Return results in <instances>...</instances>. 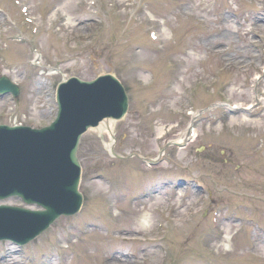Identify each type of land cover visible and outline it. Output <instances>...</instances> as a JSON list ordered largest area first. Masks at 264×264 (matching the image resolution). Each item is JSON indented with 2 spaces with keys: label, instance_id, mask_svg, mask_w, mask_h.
Here are the masks:
<instances>
[{
  "label": "rangeland",
  "instance_id": "rangeland-1",
  "mask_svg": "<svg viewBox=\"0 0 264 264\" xmlns=\"http://www.w3.org/2000/svg\"><path fill=\"white\" fill-rule=\"evenodd\" d=\"M24 1L38 31L13 0H0V76L21 90L0 95V123L49 124L63 78L113 73L130 94L129 114L113 123L118 153L155 158L193 119L197 132L148 165L113 156L110 132L88 129L77 152L81 210L26 244L0 240V264H264V0H124L122 17L105 0L100 11L66 8L72 20L54 30L44 13L68 0ZM59 61L62 72L48 73ZM142 204L159 217L135 228L119 209Z\"/></svg>",
  "mask_w": 264,
  "mask_h": 264
},
{
  "label": "water",
  "instance_id": "water-1",
  "mask_svg": "<svg viewBox=\"0 0 264 264\" xmlns=\"http://www.w3.org/2000/svg\"><path fill=\"white\" fill-rule=\"evenodd\" d=\"M110 77L112 76L105 75L95 81H82L77 78H71L61 86V88L63 89V98L68 102L70 101V91L73 88L74 82L82 86H89L98 83L100 80L107 81ZM107 98L108 97L106 96L104 101V106H106L104 111H98L99 120L105 116H113L117 118L121 117L127 108V96L124 97V102L118 99V97L114 99ZM58 100L60 105V112L62 110L61 124H65L67 128V134H65L61 140L55 143H49L46 139L49 133L48 130L50 129L43 130V134L41 136H35L39 139V142L35 147V150H31L28 153L30 165L27 171V176L38 185L37 190L44 194V199L42 202H64L66 204L65 210L68 211L67 213H71L78 208L79 203L77 201L75 188L69 183V177H66L64 175L63 167L58 161V157L59 155H62L63 157L67 155L68 148L71 143H73L74 140H77L79 132H81V130H83L86 125L92 121V118L87 115L85 111V106H87V103L84 102V115L76 118L78 120H74L72 122L66 121L64 112L65 109L68 108L67 103H62L60 96L58 97ZM78 103L80 104L81 101H78ZM57 122L58 120L51 125L52 132L56 129ZM69 153L71 159L79 164V160L77 157V146H75L74 149H70ZM65 162L67 161L65 160ZM44 167H50L53 171L51 178L46 181H44L41 176V171ZM54 215L55 214H53V216Z\"/></svg>",
  "mask_w": 264,
  "mask_h": 264
},
{
  "label": "bare ground",
  "instance_id": "bare-ground-1",
  "mask_svg": "<svg viewBox=\"0 0 264 264\" xmlns=\"http://www.w3.org/2000/svg\"><path fill=\"white\" fill-rule=\"evenodd\" d=\"M86 1H90V0H79L77 1V3L79 4V6H77V4L75 5V2L73 0H68V5L64 4L63 6H58L55 8V6H53L54 4H56L55 2L52 1L51 4H53L50 8H48V10L44 13H48L51 14V18L48 20L50 22V27H48L49 25H46L47 22H45L43 19L40 20V23L43 27H48L51 30L53 28V26H55L57 23H59L61 25V27L65 26V24H68L71 20H72V16L71 14L68 13V10H66V8H71L72 10L75 9V11L79 10L81 11V13L84 12V10H88V9H94L95 11H100L103 8V5L106 4L107 2H103V0H91L90 3H87ZM138 2H143V1H139ZM74 2V3H73ZM124 0L118 1V0H110L108 2L109 8L112 11V15H114V13H117L119 16H123L124 14H126V11L124 10H119V8H123L125 7L123 4ZM128 2H130V0H128ZM111 5H110V4ZM131 3V2H130ZM146 3V2H145ZM147 4V3H146ZM146 4H143L141 7H145L147 6ZM129 7L127 6L125 9H128ZM119 10V11H118ZM85 14V12L83 13ZM153 14V13H152ZM65 15H67L65 17ZM132 16V15H131ZM65 17V18H64ZM133 18L139 19V17H135L132 16ZM39 17H35V19H38ZM101 22H103V18H101ZM53 25V26H52ZM43 27H41L39 29V32L43 29ZM66 28H64L63 30H65ZM53 33V32H52ZM39 33H37L38 35ZM136 69V67H134ZM140 68V67H139ZM138 68V69H139ZM50 74H53L54 72H49ZM258 78V77H257ZM5 95V94H2ZM91 103H93L91 101ZM237 106L234 105L233 108H235ZM252 105L247 106L245 109H251ZM121 120V119H119ZM115 119H105L102 121H97L96 126L91 127V129H95V130H99V132L101 133V135H103V132H106L107 130L110 132L111 137L113 136V123L115 122ZM89 129V128H88ZM194 135H196L197 130L195 128L192 129ZM112 139V143H109L108 146H114L113 143L116 142L115 138H111ZM182 139V138H181ZM153 161V160H152ZM115 208H117V206L115 205ZM119 213L120 215L122 214L124 220H128L132 222V226L136 227H140V228H148L150 225H152V222L155 218H158V215H155L153 217V214L149 211L148 207L145 206L144 204H142L141 207L137 208L136 206H134L133 208H131L130 210H127L126 213H122V210L119 209ZM126 214V215H125ZM155 228H157V223H155ZM173 235V234H172ZM225 239L224 243L221 244L224 249L228 252H230L232 249V245L230 243V239H233V236H231V232H227L225 235L222 236L221 240ZM67 241V240H64ZM76 243H79V240H75ZM214 245H218L217 241L214 242ZM215 249V248H214ZM219 252V251H218ZM217 257V255H216ZM51 264H56L55 263H51ZM107 264V263H104Z\"/></svg>",
  "mask_w": 264,
  "mask_h": 264
}]
</instances>
